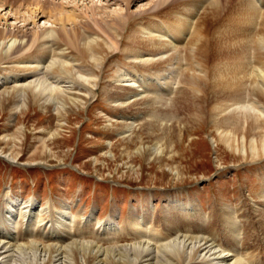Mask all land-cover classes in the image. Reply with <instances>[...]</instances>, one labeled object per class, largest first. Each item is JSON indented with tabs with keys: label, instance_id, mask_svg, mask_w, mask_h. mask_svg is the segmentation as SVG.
Masks as SVG:
<instances>
[{
	"label": "rangeland",
	"instance_id": "rangeland-1",
	"mask_svg": "<svg viewBox=\"0 0 264 264\" xmlns=\"http://www.w3.org/2000/svg\"><path fill=\"white\" fill-rule=\"evenodd\" d=\"M8 1L0 0V29H5L4 33L8 34L15 25L25 24L28 33L38 30L44 18L30 22L29 4L25 0L14 4H8ZM46 1L49 7L62 3L67 10L82 16L77 18L78 21L88 19L91 23V19L108 18L114 12L123 14L126 9L134 15L147 12L160 19L173 16L172 13L177 11L179 16L182 11H189L186 10L188 7L195 12L203 2L205 5L217 2L169 0L159 4V0H136L125 7L124 3L113 4L112 0ZM241 1L245 0H218L221 16L215 22L206 21L209 15L204 10H199L197 20L206 18L203 34L209 37H214L216 29L227 35L236 33L231 38L251 37L250 60L253 57L264 60V0H250L258 7H255L257 13L246 19L250 21V27L241 25L245 21L244 10L237 6ZM108 3L110 5L105 6ZM205 5L202 9L208 8ZM94 6L95 10L92 9ZM23 17L28 19L23 21ZM46 18L51 29L57 31L59 25ZM91 26L114 48L113 55L104 60V71H96L100 84L96 86L95 96L79 107H66L62 115L56 108L41 107L38 103H23L21 108L0 106V208L6 201H22L27 205L32 200V223L37 224L28 228L27 233L31 236L22 231L25 236L19 244L26 245L28 251L33 250L32 244L61 248L74 242L92 243L107 250L139 240L137 235H123L119 240L111 241L109 231L101 235L94 233L98 221L108 218L113 210L117 229L125 227L127 216L133 214L140 215L139 221L163 233L174 218L181 220L185 212L190 211L194 212V224L204 228V233L198 231L195 235L217 236L229 231L241 248L238 256L244 264H264V157L259 159L249 155L247 158L239 152L233 153L220 140L217 123L207 117L204 121H191V111L182 107L176 115L167 114L156 120L143 113L137 115L138 109L128 104L123 111L114 107L116 103L108 98L103 88L116 70L123 69L122 63L128 61L117 40L111 39L102 29L103 25L99 28L92 23ZM249 28L253 29V34ZM32 38L33 35L25 48L32 45ZM27 40L25 37L24 43ZM13 56L15 54L9 57ZM2 61L5 60H0V67L6 65ZM179 79L174 83L175 88ZM260 80L257 76L255 83ZM11 85L4 84L0 90H8ZM175 88L165 94L168 104L176 95ZM165 103L157 101L156 105L163 107ZM128 117H136L138 121ZM169 127L171 131L164 133L163 129ZM155 142L168 152L167 158L146 160L138 154L137 147ZM49 202L57 211L66 210L76 217L75 226L69 234L63 235L62 243L55 244L35 236L38 232L46 235L50 231ZM22 207L13 211V220L8 222L14 235L27 224L28 217L23 215L27 208ZM5 216L8 219L10 215L5 213ZM87 220H90V226L86 225ZM85 227H92L88 234L83 231ZM222 245L226 246L225 243Z\"/></svg>",
	"mask_w": 264,
	"mask_h": 264
},
{
	"label": "bare ground",
	"instance_id": "bare-ground-1",
	"mask_svg": "<svg viewBox=\"0 0 264 264\" xmlns=\"http://www.w3.org/2000/svg\"><path fill=\"white\" fill-rule=\"evenodd\" d=\"M17 1L9 0L8 4ZM25 1L29 5L35 3L27 8L30 22L44 20L37 26L38 30L29 33L26 24L15 25L7 31L8 34L4 33L5 29H0V60L4 59L2 62L6 64L0 67V87L12 84L10 89L0 90L1 107L14 105L21 108L23 103H38L41 107L56 108L62 115L66 107H79L95 96L96 86L100 84L96 71H104V60L114 51L91 26L95 23L99 28L103 25L107 35L117 40L128 61L122 63L123 69L116 70L103 88L108 98L116 103L114 107L123 111L128 104L138 109L137 115L143 113L153 120L167 114L176 115L182 107L191 111V121H204L207 117L217 123L220 140L233 153L239 152L247 158L249 155L259 159L264 157V60L262 57L261 61L257 57L250 60L251 37L231 38L236 34L234 31L235 34L227 35L218 29L213 32L214 37L203 34L205 22H215L221 16L218 0L208 5L203 2L195 12L186 8L192 14L182 11L178 16L177 11L172 13L173 16H159L158 19L152 13L134 15L126 9L123 14L114 12L108 18L91 19L92 23L88 19L78 21L77 18L82 16L67 10L62 3L49 7L46 0ZM112 1L113 4L124 3L126 7L136 0ZM167 2L169 0L158 1L159 4ZM250 2L237 3L244 10L245 21L241 25L245 27H250V21L246 19L257 13V6ZM108 5L110 3L105 4ZM204 5L208 8L202 9ZM199 10L208 13L207 19L197 20ZM46 17L59 25L57 31L51 29ZM249 32L253 34V29ZM31 35L32 45L25 48ZM25 37L28 38L26 43ZM13 54L15 56L9 57ZM257 76L262 86L255 83ZM174 88L176 95L168 104L165 94ZM157 101L166 103L162 107L156 105ZM128 118L138 121L136 117ZM146 123L151 126L148 120ZM169 131L170 127L163 129L164 133ZM136 150L146 160H159L168 155L156 142L141 145ZM22 203L6 201L0 208V228L4 229L0 230V264H244L238 256L241 248L235 242L234 234L223 231L217 236L195 235L198 231L204 233V228L194 224V212L190 211L185 212L181 220L174 218L163 233L139 221L140 215L133 214L127 216L125 227L117 229L113 210L108 218L98 221L96 228L93 226L94 233L101 235L109 231L111 241H117L123 235H137L138 241L107 250L92 243L74 242L61 248L32 244L30 248L33 250L28 251L26 245L19 244L25 236L22 231L27 233L30 226L37 224L32 223L33 201L27 205ZM21 207L27 208L23 214L28 217L27 224L18 235H14L8 222L13 220V211ZM47 208L50 209V231L46 235L38 232L35 236L52 240L55 244L62 243L63 235L69 234L75 226L76 217L66 210L57 211L52 202ZM5 213L10 215L8 219ZM89 222L87 226H90ZM91 228L85 227L84 233L88 234Z\"/></svg>",
	"mask_w": 264,
	"mask_h": 264
}]
</instances>
